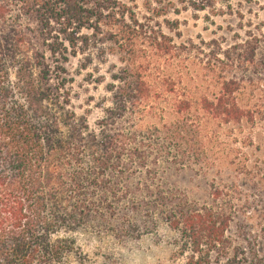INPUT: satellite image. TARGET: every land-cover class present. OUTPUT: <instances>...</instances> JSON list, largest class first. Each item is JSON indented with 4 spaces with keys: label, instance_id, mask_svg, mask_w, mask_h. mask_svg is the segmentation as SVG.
<instances>
[{
    "label": "rangeland",
    "instance_id": "obj_1",
    "mask_svg": "<svg viewBox=\"0 0 264 264\" xmlns=\"http://www.w3.org/2000/svg\"><path fill=\"white\" fill-rule=\"evenodd\" d=\"M81 5L92 16L80 33L88 45L69 47L60 60L67 110L96 130L133 72L153 90L144 104L119 110L116 125L143 157L107 172L102 181L116 193L96 188L91 197L102 205L83 227L62 232L76 242L65 264H264V0ZM97 16L103 23L95 30ZM22 21L37 30V21ZM59 28L52 24L53 36L67 46ZM224 79L238 81L237 100L253 119L224 123L197 104L186 107L185 100L213 98ZM205 211L227 229L219 245L197 251L182 218Z\"/></svg>",
    "mask_w": 264,
    "mask_h": 264
},
{
    "label": "trees",
    "instance_id": "obj_2",
    "mask_svg": "<svg viewBox=\"0 0 264 264\" xmlns=\"http://www.w3.org/2000/svg\"><path fill=\"white\" fill-rule=\"evenodd\" d=\"M82 1L0 0V264H65L76 242L62 232L83 227L90 210L102 205L91 197L96 188L114 189L102 181L107 172L143 157L135 138L116 125L120 111L151 96L153 89L141 74L133 72L117 86V107L107 111L96 130L67 110V70L60 60H68L69 47L88 45L80 33L92 16ZM16 9L20 14H14ZM24 18L37 21V30ZM94 22L95 30L103 23L99 16ZM53 23L67 46L55 40ZM239 87L237 80L224 79L213 98L184 104H197L224 123L253 119L237 100ZM182 221L197 251L224 241L227 224L212 211L188 213Z\"/></svg>",
    "mask_w": 264,
    "mask_h": 264
}]
</instances>
